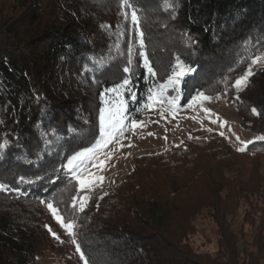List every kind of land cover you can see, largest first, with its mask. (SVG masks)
Masks as SVG:
<instances>
[{
  "label": "trees",
  "instance_id": "trees-1",
  "mask_svg": "<svg viewBox=\"0 0 264 264\" xmlns=\"http://www.w3.org/2000/svg\"><path fill=\"white\" fill-rule=\"evenodd\" d=\"M133 3L157 76L146 81L142 60L134 55L130 88L139 103L128 100L129 114L138 119L149 112L134 109L149 87L167 79L178 55L195 69L182 81L180 110L197 90L220 95L233 104L243 129L264 137V69L239 93L231 88L251 63L250 58L238 63L248 56L245 43L254 46L253 57L264 52V0ZM168 3L174 11H165ZM122 23L120 0H0V143L8 142L0 154V182L27 193L0 191V264H35L49 253L64 264H83L39 200L55 194L54 200L70 203L76 194L74 182L68 185L69 177L53 170L98 135L99 93L126 75V43L119 50L112 47V33ZM102 25H110L111 32ZM100 61L103 69L97 67ZM263 158L264 139L236 152L213 132L135 158L121 181L106 195L94 190L88 206L76 214L82 251L91 264H264ZM21 175L43 179L18 185ZM242 206L251 251L238 245L241 230L234 220ZM196 218L209 219L217 230L215 257L196 254L185 244Z\"/></svg>",
  "mask_w": 264,
  "mask_h": 264
},
{
  "label": "snow or ice",
  "instance_id": "snow-or-ice-1",
  "mask_svg": "<svg viewBox=\"0 0 264 264\" xmlns=\"http://www.w3.org/2000/svg\"><path fill=\"white\" fill-rule=\"evenodd\" d=\"M121 15L124 17L126 23L117 25L116 31L112 33L115 37L113 46L116 50L121 48L122 43H126V63L123 66V73H125L124 79L120 83L114 84L112 87H106L99 93L101 101L104 106L99 109V128L98 135L95 136L94 142L88 146H83L79 151H74L71 155L65 156V162L61 163L59 168L54 169L55 172L63 171L68 177V185L75 187V195L70 197V203L62 200H54L55 194L47 199H40L39 203L45 205L55 219L56 223L64 230L65 234L69 236L71 243L75 245V250L79 253V258L83 261V264H91L89 258L86 257L84 251H82L81 244L78 241L76 234V220L79 212H83L88 206L89 201L92 198V193L99 183H102L104 177L99 175L98 172L102 171L106 165V162L112 159L113 152L106 151L109 145H120L121 138H124L126 131H135L137 128L145 127L143 121H138L133 115L129 114L128 100L137 101L136 93L131 91L130 85L132 84L131 77L135 75L134 55L138 54L142 60V67L145 70L144 79H154L157 76V72L154 69L152 62L150 61L144 44V33L141 30V18L139 16V9L133 3V0H120ZM173 9V5L168 3L165 5V11ZM175 19V16L172 17ZM106 30L111 32L110 25H102ZM188 37L191 44H195L196 41L184 33ZM128 37L127 39H125ZM260 42L258 41L257 44ZM138 45V47H137ZM251 41H248L244 45L245 52L248 56L239 58L238 63L244 62L246 59H251V63L248 65L247 70L243 75L235 79L231 84L237 93L243 90L247 86L248 77L253 73L251 71L252 66L258 63L264 62V53L256 56L251 55ZM176 63L171 66V74L167 76V79L163 83L153 84L147 90L146 98L142 97L143 103L140 107L134 109L136 114L141 111H150L154 107L159 106L161 109L160 115L163 117L165 111L174 113L178 110V102L181 98V85L184 77L195 71L191 66L186 65L180 57L176 56ZM106 66L104 61L97 63V67L103 69ZM264 66V63H262ZM230 69L229 71H232ZM93 83L99 84V81L93 78ZM225 88L229 87L228 77L223 80ZM123 90V92H122ZM124 92L128 93V98H124ZM171 93H175L172 95ZM224 97L228 96V92L222 93ZM220 98V95L216 97ZM212 97L206 95L204 92L197 90L196 94L192 95L188 100L187 107L191 108L194 105H200L203 101H209ZM239 100V96L235 97ZM139 103V101H137ZM205 113H209L207 108L202 109ZM254 115H259V112L255 107L251 109ZM215 123L216 121H212ZM221 127H224V122L221 123ZM153 135V133H149ZM223 135V133H221ZM191 138V137H190ZM239 140V137H236ZM264 139V137H262ZM50 140H45L46 145H50ZM241 146L237 148V151L243 152L247 149L248 145L254 143V141H241ZM123 147L124 145H120ZM8 147V142L5 140L0 143V154ZM59 155L64 156L63 153ZM2 159V155H0ZM25 163H31V161L25 160ZM95 169L96 171H90ZM43 179V177H36L35 179L27 178L23 175L18 177V185H31L36 180ZM54 182V181H53ZM68 185L61 191H67ZM0 191H15L18 195H27L22 193L20 187L9 188L6 184L0 182ZM47 191V189H45ZM107 193H105L106 195ZM102 198V197H101ZM65 204V208H61V204ZM51 235L59 240V236L52 229L45 225Z\"/></svg>",
  "mask_w": 264,
  "mask_h": 264
},
{
  "label": "rangeland",
  "instance_id": "rangeland-1",
  "mask_svg": "<svg viewBox=\"0 0 264 264\" xmlns=\"http://www.w3.org/2000/svg\"><path fill=\"white\" fill-rule=\"evenodd\" d=\"M262 63L252 66L251 71L253 74L259 69H264ZM251 76L248 77V80ZM171 94L174 95L175 93ZM180 102L181 98L176 112L165 111L163 117L160 115V107L156 106V108L137 119L138 121H143L146 125L145 127L124 133V138L120 140V145H124L123 147L117 144L108 146L106 151H112L113 156L111 160L106 162L104 169L98 172L99 175L104 177V180L98 184L95 191L102 195L121 181L131 171L135 158L164 152L170 147L177 146L192 137L205 138L209 133L213 132L236 152H240L237 151V148L241 146V141L252 140L257 142L263 140L262 136L256 132L245 130L241 127L240 119L235 112L233 104L227 103L224 99L212 97L211 100L203 101L200 105H194L191 108L186 107L182 110H180ZM102 106L104 105L102 104ZM203 108L209 109L210 112L205 113L202 110ZM212 121L216 122L213 123ZM222 122H224V127H221ZM149 133H153V135H149ZM236 137H239V140ZM261 164L260 174L264 178V158L261 160ZM90 171L96 170L90 169ZM262 187L264 193V184ZM260 207L264 208V200ZM244 210L245 207L243 206L239 209L234 223L236 230H241V233L237 235L238 245L246 251H251L253 250V244L250 242L251 230L243 223ZM61 230L63 229L61 228ZM217 240L218 234L213 222L209 219L196 218L194 232L186 238L185 244L196 254L215 257L218 250ZM74 251L76 252V250ZM35 264L64 263L59 257L57 258L54 254L49 253L36 259Z\"/></svg>",
  "mask_w": 264,
  "mask_h": 264
}]
</instances>
